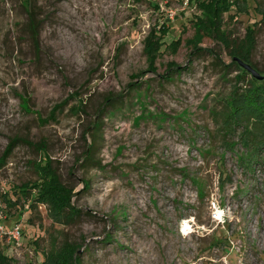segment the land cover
Listing matches in <instances>:
<instances>
[{"label": "rangeland", "instance_id": "1", "mask_svg": "<svg viewBox=\"0 0 264 264\" xmlns=\"http://www.w3.org/2000/svg\"><path fill=\"white\" fill-rule=\"evenodd\" d=\"M29 1L0 0V157L15 139L0 165V264H43L70 242L79 264H264V145H245L264 128L229 115L253 76L215 36L187 44L197 5ZM247 2L223 28L231 41L255 31L249 63L264 74V0ZM163 22L154 71L144 43ZM47 158L81 210L69 222L19 191Z\"/></svg>", "mask_w": 264, "mask_h": 264}, {"label": "trees", "instance_id": "2", "mask_svg": "<svg viewBox=\"0 0 264 264\" xmlns=\"http://www.w3.org/2000/svg\"><path fill=\"white\" fill-rule=\"evenodd\" d=\"M30 3L29 0H26ZM197 5L202 11V15L197 16L194 19L195 34L192 38L187 39V44L192 46L195 51H200L203 48L199 46L205 36H215L219 38L227 47L231 48L230 53L233 57L237 56L246 62L251 61L252 50L255 46V31L252 28H247V34L245 39L241 41L230 40L226 35L223 28L224 14L231 12L232 7L237 6L238 11H244L245 5L248 4L247 0H190ZM35 9L30 5L28 28L35 33L39 24V20L36 16ZM170 26L163 22L160 28H152L150 33L145 38V52L148 57L149 65L154 71H157L156 61L161 53V49L164 45V37L169 33ZM182 42V38L179 37L171 43V47L177 49ZM233 45V46H232ZM235 64L236 62L233 61ZM254 66V65H253ZM245 74L248 72L238 66ZM172 68H178L176 65H172L168 72H171ZM169 74L165 75L167 77ZM135 85V84H133ZM237 93V92H236ZM235 93V100L231 103L230 117L237 123L252 122L258 123L264 128V80L251 79L250 87L245 93L237 95ZM63 104L55 106L52 113H55L59 107ZM264 130V129H263ZM262 130V131H263ZM253 132H249V134ZM15 143V139L6 149L5 156L0 157V165L3 164L6 156L12 150ZM245 145L249 147L252 155H258L257 152L264 145V132L256 133L253 137L249 135L245 139ZM37 169L40 172V177L36 181L26 182L19 185V191L28 200L31 201V205L45 203L48 204L53 217L59 221L66 220L67 222L75 219L81 214V210L75 208L72 204L74 196L73 189L70 186L64 184L51 165V160L47 158L42 164L37 165ZM5 202L10 206H17L18 200L13 201L11 198H4ZM80 246L74 243H65L64 246L57 252L49 255L43 264H79V250Z\"/></svg>", "mask_w": 264, "mask_h": 264}, {"label": "water", "instance_id": "3", "mask_svg": "<svg viewBox=\"0 0 264 264\" xmlns=\"http://www.w3.org/2000/svg\"><path fill=\"white\" fill-rule=\"evenodd\" d=\"M234 60H236L238 62V64L245 69L246 71H248L249 73H251V75L253 76V78L257 79V80H264V74L261 73L256 67H254L251 63L244 61L243 59L239 58V57H234Z\"/></svg>", "mask_w": 264, "mask_h": 264}, {"label": "built area", "instance_id": "4", "mask_svg": "<svg viewBox=\"0 0 264 264\" xmlns=\"http://www.w3.org/2000/svg\"><path fill=\"white\" fill-rule=\"evenodd\" d=\"M19 234H20V229H19V228H16V229L14 230V232H13V236H14L15 238H18Z\"/></svg>", "mask_w": 264, "mask_h": 264}]
</instances>
